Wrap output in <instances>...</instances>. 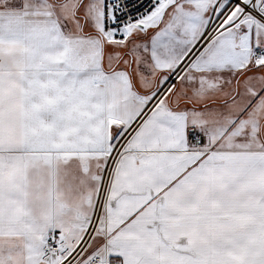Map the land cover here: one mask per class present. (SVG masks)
<instances>
[{
  "label": "snow or ice",
  "instance_id": "6c2138e0",
  "mask_svg": "<svg viewBox=\"0 0 264 264\" xmlns=\"http://www.w3.org/2000/svg\"><path fill=\"white\" fill-rule=\"evenodd\" d=\"M0 264H264V0H0Z\"/></svg>",
  "mask_w": 264,
  "mask_h": 264
}]
</instances>
